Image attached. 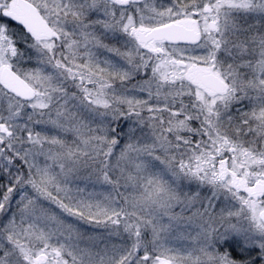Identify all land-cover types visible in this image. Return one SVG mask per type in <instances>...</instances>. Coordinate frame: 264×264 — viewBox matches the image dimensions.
Returning <instances> with one entry per match:
<instances>
[{"label": "snow or ice", "instance_id": "1", "mask_svg": "<svg viewBox=\"0 0 264 264\" xmlns=\"http://www.w3.org/2000/svg\"><path fill=\"white\" fill-rule=\"evenodd\" d=\"M0 264H264V0H0Z\"/></svg>", "mask_w": 264, "mask_h": 264}]
</instances>
